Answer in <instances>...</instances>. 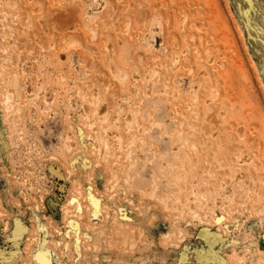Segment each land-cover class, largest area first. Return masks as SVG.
I'll use <instances>...</instances> for the list:
<instances>
[{
	"label": "rangeland",
	"instance_id": "374dc122",
	"mask_svg": "<svg viewBox=\"0 0 264 264\" xmlns=\"http://www.w3.org/2000/svg\"><path fill=\"white\" fill-rule=\"evenodd\" d=\"M0 264H264V0H0Z\"/></svg>",
	"mask_w": 264,
	"mask_h": 264
},
{
	"label": "bare ground",
	"instance_id": "6f19581e",
	"mask_svg": "<svg viewBox=\"0 0 264 264\" xmlns=\"http://www.w3.org/2000/svg\"><path fill=\"white\" fill-rule=\"evenodd\" d=\"M110 48H111V47H110ZM124 73H125V72H124ZM14 78H15V77H14ZM16 80H17V78H16ZM14 81H15V80H14ZM15 84H16V83H15ZM15 84H12L13 87H11L12 89H10V91H14V90L16 91V89H15V87H16ZM10 91H8V93H9ZM11 93H12V92H11ZM15 94H16V92L13 93V96H12V97H14ZM15 96H18V95H15ZM17 98H18V97H16V100H17ZM13 99H15V97H14ZM122 213H123V212H122ZM188 223H189V222H188ZM188 223H187V224H188ZM185 235H187V234H185ZM179 238H180V237H179ZM180 239H182V238H180ZM254 239H257V238L255 237ZM250 240H251V239H250ZM251 241H253V239H252ZM254 241H256V240H254ZM252 243H253V242H252ZM254 244H256V243H254ZM248 246H249V245H248ZM38 253H39V252H38ZM42 256H43V255H42ZM41 258H44V257H41ZM39 259H40V258H39Z\"/></svg>",
	"mask_w": 264,
	"mask_h": 264
}]
</instances>
